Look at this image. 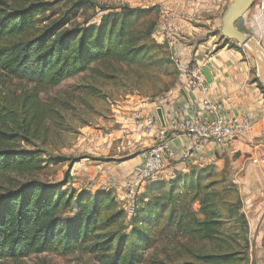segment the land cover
Listing matches in <instances>:
<instances>
[{"label": "trees", "instance_id": "obj_1", "mask_svg": "<svg viewBox=\"0 0 264 264\" xmlns=\"http://www.w3.org/2000/svg\"><path fill=\"white\" fill-rule=\"evenodd\" d=\"M151 9L122 4L105 7L97 24L72 25L71 18L64 15L40 28L41 20L36 14L45 11L44 6L29 10L0 1V74L31 84L29 89L13 94L11 102L0 101V174L24 175L43 167V150L26 148L21 143L31 146L35 139L45 145L46 122L55 121L69 103L56 98L44 104L41 93L87 72L94 64L97 69L93 72L102 80L118 79L126 70L139 77L160 74L150 67L154 59L149 45L157 25L149 15ZM258 87L264 93L260 82ZM88 92L94 94L96 90ZM203 172L185 177L203 216L201 220L194 219L190 232L195 240L213 241L222 224L219 182H203ZM159 174L146 184H161ZM67 183L65 179L51 182L30 178L0 194V263H16L41 253L65 257L88 248L102 264H137L143 248L154 240L152 224L163 216L160 196L147 202V195L139 192L133 214L128 216L112 189H66ZM169 183L170 199L172 182ZM118 226L130 232L132 244L129 252L118 249L112 254ZM186 251L190 259L174 264L242 263L234 253L222 250L187 246Z\"/></svg>", "mask_w": 264, "mask_h": 264}, {"label": "rangeland", "instance_id": "obj_2", "mask_svg": "<svg viewBox=\"0 0 264 264\" xmlns=\"http://www.w3.org/2000/svg\"><path fill=\"white\" fill-rule=\"evenodd\" d=\"M9 6H23L31 9L42 5L45 11L38 12L36 17L41 20L39 27L43 28L49 22L56 21L67 15L71 18L72 25L97 24L105 13V7H119L125 0H102L94 4L82 0H0ZM81 1L79 7L78 2ZM153 0H146L141 8H152L149 12L151 18L159 22L166 8L162 4L152 5ZM231 0H227L228 4ZM152 2V3H151ZM263 3V7L257 6ZM253 7L259 9V17L256 20L249 19V12L245 13V24L239 19L235 23L244 30H248L260 45L264 48V0H255ZM252 7V8H253ZM49 16V18H47ZM70 22V23H71ZM221 26V22L219 24ZM215 27L212 32L202 35L193 41L195 47H203L202 42L215 33L220 44L235 47L246 52L236 41L227 39L220 34V26ZM70 27V26H68ZM244 32V31H243ZM152 41V40H151ZM191 40L188 41V44ZM150 51L154 62L150 63L152 73L150 76H137L133 71L118 75V79L102 80L95 72L97 65L94 64L87 72L68 78L58 86L48 89L40 94L44 104L55 102L56 98L66 100L68 108L60 110L59 117L55 121L46 122V144L41 140H33V145L21 146L26 148L37 147L43 150L41 157L45 160L42 168L29 174L17 175L14 173L0 174V194L10 189L17 188L22 182L30 178H38L44 181L58 182L67 180L66 189L72 182L83 178L85 185L93 184V158L106 157L97 150L104 145L103 132H108L112 138L111 146H125L128 137L129 124H131V109L133 103H156L164 97L165 93L176 84L179 78L178 62L174 58L173 47L167 43L153 38ZM217 46V47H218ZM247 53V52H246ZM248 54V53H247ZM160 62L161 64H158ZM157 73V72H156ZM119 80V81H118ZM31 84L18 81L8 75L0 74V101L11 102L13 94H20L23 89H29ZM96 90L94 94L88 90ZM133 105V104H132ZM129 117V118H128ZM135 119V118H134ZM133 124V121H132ZM131 124V125H132ZM134 125V124H133ZM132 141L140 144L139 148L147 149L145 139L133 137ZM117 153L121 154V151ZM117 160V157H114ZM115 160V161H116ZM118 161V160H117ZM164 168L162 169V171ZM202 173L204 181L217 180L219 193V207L222 224L220 233L215 235L213 241L195 240L191 234L194 228V219H203L199 211V202L194 199V192L190 190L185 177L192 172ZM163 173V172H159ZM234 172L226 165L220 167L216 163L206 165H193L188 171L174 172L171 176H162L161 184H145L140 192L147 195L148 201L153 202L160 196L158 203L164 206L163 216L158 217L156 223L152 224V243L143 248L141 258L137 264H174L190 257L186 247L204 248L207 251L218 250L234 253L241 259V264H249L253 251L255 234L248 226V216L245 213L244 200L242 198ZM170 182H172V198L169 199ZM174 205V208L171 207ZM62 215L68 216L67 212ZM172 217L169 221L168 218ZM168 220V221H167ZM115 244L112 250H124L129 252L132 244L130 232L122 226L116 228ZM0 264H102L90 249L76 251L75 253L61 257L53 253L31 254L16 263L4 261ZM202 264V263H200Z\"/></svg>", "mask_w": 264, "mask_h": 264}, {"label": "crops", "instance_id": "obj_3", "mask_svg": "<svg viewBox=\"0 0 264 264\" xmlns=\"http://www.w3.org/2000/svg\"><path fill=\"white\" fill-rule=\"evenodd\" d=\"M123 5L129 7H145L146 0H125ZM153 2V3H152ZM151 3L162 4L175 17L179 26L178 42L173 46L174 58L179 64L197 62L201 68L207 67L211 82L209 84V95L215 100L224 103L226 115L248 114L253 120V128L250 134L241 139L229 141L222 146L209 144L203 148L194 161L183 162L180 154L188 145L187 138L180 133L170 134L167 121L170 117L188 118L197 114L202 108L204 94L200 91L187 92L183 95L179 90L180 76L173 85L156 103H133L130 105L132 121L135 117L148 115L156 108L161 109L164 119V127L156 124L151 134L137 131L135 124H129L128 137L145 139L147 145H152L154 136L165 134L169 138L172 155L167 159L166 166L160 176H171L174 172L188 171L193 165H206L216 163L218 167L223 163L234 172L233 176L238 183L242 198L245 202L244 211L248 216V226L255 234L253 251L249 264H264V93L258 87L257 64L246 52L235 47L220 44L218 36L210 34L202 46L195 47L193 41L212 32L221 22V15L227 7V0H191L189 5L197 8L195 19L188 21L179 16V9L169 0H153ZM257 6L263 7V3ZM254 5V4H253ZM251 6L248 10L249 19L256 20L259 17V9ZM253 7V8H252ZM188 14L191 10L188 8ZM247 12V13H248ZM245 14L240 18L245 24ZM238 22V20H237ZM220 26V25H219ZM237 28L245 33L237 24ZM253 37V35H251ZM254 38V37H253ZM191 43L188 44V41ZM218 46V47H217ZM106 145L99 148L97 152L106 157L93 158V184L87 187L83 178L72 182L71 186L76 189H89L96 192L99 189H112L117 198L124 195V183L135 164L138 163V153L143 150L139 148L130 138L125 146H111L110 138L106 131L102 134ZM122 153H117L121 151ZM117 157V160L114 158ZM116 160V161H115Z\"/></svg>", "mask_w": 264, "mask_h": 264}, {"label": "built area", "instance_id": "obj_4", "mask_svg": "<svg viewBox=\"0 0 264 264\" xmlns=\"http://www.w3.org/2000/svg\"><path fill=\"white\" fill-rule=\"evenodd\" d=\"M92 1L100 2L102 0ZM169 1L179 9L180 18L188 21L195 19L198 11L193 4L189 5L191 0ZM188 8L191 10L190 14L187 12ZM178 34H180L179 26L175 17L171 12L165 10L154 29L153 38L173 47L177 45ZM177 65L180 76L179 90H183L185 93L200 91L204 94L201 101L202 108L197 114L181 119L170 117L167 121L170 134L180 133L188 140V145L180 154L181 161H194L203 148L209 144L222 146L229 141L245 138L250 134L253 120L248 114L226 115L224 103L210 97L209 84L200 71V64L188 62ZM157 122L155 110L142 118L137 116L133 119L137 131L148 135L155 130ZM106 136L112 138L108 132H106ZM153 143V146L139 151V161L133 166L125 180L124 195L119 200L128 216L133 214L134 200L140 189L165 168L167 159L172 155L169 138L165 134L155 135Z\"/></svg>", "mask_w": 264, "mask_h": 264}, {"label": "water", "instance_id": "obj_5", "mask_svg": "<svg viewBox=\"0 0 264 264\" xmlns=\"http://www.w3.org/2000/svg\"><path fill=\"white\" fill-rule=\"evenodd\" d=\"M255 0H231L221 15L220 34L236 41L244 50L255 60L257 64V76L259 82L264 87V48L250 34L239 30L235 23L239 20L253 5ZM207 82H211V77L207 67L201 68ZM183 95L186 93L181 90ZM155 114L159 123L164 126V119L160 108L155 109Z\"/></svg>", "mask_w": 264, "mask_h": 264}]
</instances>
